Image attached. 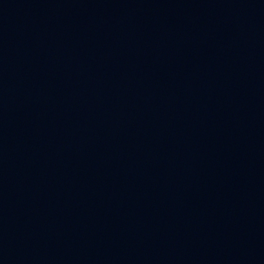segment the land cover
Masks as SVG:
<instances>
[{
  "label": "water",
  "instance_id": "obj_1",
  "mask_svg": "<svg viewBox=\"0 0 264 264\" xmlns=\"http://www.w3.org/2000/svg\"><path fill=\"white\" fill-rule=\"evenodd\" d=\"M0 264H264V0H0Z\"/></svg>",
  "mask_w": 264,
  "mask_h": 264
}]
</instances>
